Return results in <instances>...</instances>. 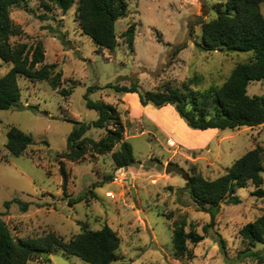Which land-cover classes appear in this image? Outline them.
Returning a JSON list of instances; mask_svg holds the SVG:
<instances>
[{
	"label": "rangeland",
	"instance_id": "obj_1",
	"mask_svg": "<svg viewBox=\"0 0 264 264\" xmlns=\"http://www.w3.org/2000/svg\"><path fill=\"white\" fill-rule=\"evenodd\" d=\"M78 1L66 14L54 5H45L44 0H26L10 11L15 27L22 32L10 38L11 44L34 48L41 42L46 58L38 68L55 66V73L62 75L56 90L49 82L20 76L22 107L0 111V213L15 241L49 234L69 241L87 230L109 226L121 240L118 259L112 264H261L264 245L250 247L240 236L244 226L264 214V198L253 194L254 185L249 182L238 189L240 204L222 203L216 226L205 234L203 228L210 224L211 216L192 200L188 178L202 175L215 180L247 152L261 147L264 153V125L193 133L171 110L141 107L137 97L106 87L137 83L145 93L163 91L170 85L188 95L189 109L193 108L191 94L202 103L209 88L224 84L236 66L253 57L251 52H207L202 48V24L214 20L216 5L227 0H127V17L116 24L115 51L100 50L83 34ZM261 8L264 15V4ZM132 24L136 27L134 51L122 38ZM11 68V63L0 59V77ZM90 87L99 88L90 94L93 101L117 109L124 140L133 147L134 167L116 168L112 154L120 150V144L110 153L89 152L79 161L59 157L67 151L75 122L98 119L97 111L86 106ZM63 90L70 94L64 96ZM248 95H264V80L251 82ZM213 98H207L212 103L207 106L208 115L216 112ZM12 127L34 140L23 157L11 156L5 147ZM108 129L93 128L86 136L99 141ZM169 164L178 165L182 174H167ZM99 184L102 186L97 187ZM183 219L187 232L195 230L204 237L197 245L188 243L195 255L190 260L174 255V225ZM218 235L226 242L225 253ZM247 249L257 256H243ZM28 264L87 263L56 248Z\"/></svg>",
	"mask_w": 264,
	"mask_h": 264
},
{
	"label": "trees",
	"instance_id": "obj_2",
	"mask_svg": "<svg viewBox=\"0 0 264 264\" xmlns=\"http://www.w3.org/2000/svg\"><path fill=\"white\" fill-rule=\"evenodd\" d=\"M26 0H0V59L11 63V70L0 77V111L20 109L22 91L19 77L25 76L34 82H49L56 90L61 85L62 75L55 73V66L43 65L45 52L42 43L30 48L27 44L13 45L10 38L22 34L10 17L14 7H20ZM77 0H44L45 5H54L64 14L68 13ZM264 0H227L224 5H216L217 17L202 24V48L207 52L225 49L227 52L248 53L250 61L239 64L221 86H212L205 92L204 101L199 103L195 95L192 98L193 108L189 109V98L180 88L170 85L163 91L141 93L137 83L131 86L108 84L117 93L135 96L141 107L153 106L156 109L170 108L171 115L180 118L195 133L208 134L226 129L254 128L264 125V95L251 97L248 86L251 82L264 80ZM79 25L85 36L89 37L100 50L115 51L118 46L116 24L127 17L129 4L127 0H79ZM18 32V33H17ZM136 37L135 24L123 33L122 38L131 51H134ZM181 48L177 49V52ZM198 81V79H196ZM192 82V81H191ZM188 84V82L186 83ZM187 86V85H186ZM185 86V87H186ZM188 88V87H187ZM90 87L85 95L86 106L98 113V119L91 123L75 122L67 138V151L59 157L69 161H79L87 153L97 155L112 152L120 144V150L112 154L117 169L134 167L137 161L131 143L124 140V127L114 105L90 98L95 90ZM68 96L70 92L63 90ZM208 96V97H207ZM214 97L216 112L208 115L207 98ZM208 104V105H207ZM113 126V129H108ZM93 128L108 129L105 137L96 141L86 134ZM193 136V135H192ZM6 149L14 157H23L29 147L34 145L31 136L17 127L7 132ZM62 173L66 177L63 167ZM264 153L261 147L247 152L236 160L228 172L215 180H207L202 175L188 178L189 194L200 211L210 214V224L203 228L205 234L216 226V218L221 204L238 205L241 199L236 195L238 189L245 188L249 182L254 187V195L264 198ZM102 184L97 185V187ZM16 200V199H15ZM12 201L6 203L9 207ZM17 202V201H14ZM186 219L174 225L172 242L174 255L178 259H194L195 255L188 243L197 245L204 240L203 235L195 230L186 231ZM242 239L250 247L264 245V214L253 223L240 230ZM219 244L225 253L226 242L219 235ZM121 240L109 226L101 230H87L69 241H64L55 234L39 239H29L18 243L0 213V264H28L35 256L60 251L77 256L87 264H112L117 261V251ZM246 257H256L257 252L247 249L242 253ZM259 262L264 263V258Z\"/></svg>",
	"mask_w": 264,
	"mask_h": 264
},
{
	"label": "water",
	"instance_id": "obj_3",
	"mask_svg": "<svg viewBox=\"0 0 264 264\" xmlns=\"http://www.w3.org/2000/svg\"><path fill=\"white\" fill-rule=\"evenodd\" d=\"M204 15H206V11L203 12ZM165 172L167 174H182V169L176 165V164H169L166 168H165ZM134 192V189H133Z\"/></svg>",
	"mask_w": 264,
	"mask_h": 264
},
{
	"label": "crops",
	"instance_id": "obj_4",
	"mask_svg": "<svg viewBox=\"0 0 264 264\" xmlns=\"http://www.w3.org/2000/svg\"><path fill=\"white\" fill-rule=\"evenodd\" d=\"M170 108H171V107H170ZM170 108H167V107H166V108L161 109V111H163V112L165 111V112H166L168 109L171 110V111H173V110L170 109ZM173 112H174V111H173ZM176 118L182 123V120H181L180 118H178V116H176ZM187 130H189V129H187ZM188 132H189V131H188ZM192 132L195 133V131H192ZM199 134H201V133H199Z\"/></svg>",
	"mask_w": 264,
	"mask_h": 264
}]
</instances>
